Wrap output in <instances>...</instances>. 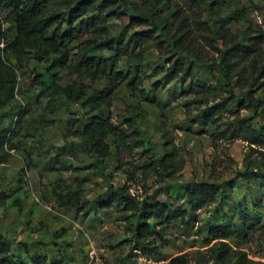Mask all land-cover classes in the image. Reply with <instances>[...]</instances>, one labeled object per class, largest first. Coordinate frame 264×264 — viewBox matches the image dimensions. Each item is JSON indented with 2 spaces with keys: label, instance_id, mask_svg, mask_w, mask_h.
<instances>
[{
  "label": "rangeland",
  "instance_id": "374dc122",
  "mask_svg": "<svg viewBox=\"0 0 264 264\" xmlns=\"http://www.w3.org/2000/svg\"><path fill=\"white\" fill-rule=\"evenodd\" d=\"M134 1L145 9L148 4L154 6L156 19L169 18L174 29L182 21L188 46L184 48L192 54L175 47L151 21L115 9L104 23L82 32L80 39L65 43V65H53L58 58L53 55L42 63L29 58L22 65L12 56L18 66V91L11 104L0 105V134L8 130L19 110L24 113L12 137L14 148L8 149L6 159H0V190L8 196V204L0 208V230L14 241L19 253L24 254L27 247L31 253L47 254L49 260H62V264H169L174 256H193L216 241L208 233L210 221L218 219V214H213L214 206L194 210L184 219L175 218L169 226L158 225L151 238L160 251L147 254L135 235L136 218L115 204L101 208L99 197L108 196L110 184H126L131 193L152 203L156 194L162 199L166 190L172 192L181 185L207 180L225 189L224 209L240 203L237 208L254 216V227L248 235L236 236L233 241L251 259H263L264 144L250 145L230 133L212 139L214 127L198 115L205 103L194 89V82L198 79L217 85L224 80L217 65L226 43L236 40H241L243 46L251 45L239 60L242 66L250 67L253 59L264 67V0ZM69 2L72 0L61 4L64 15L70 10ZM8 11L0 5L2 16ZM8 21L13 24L11 18ZM114 35L123 36L126 42L119 71L131 75V71L138 70L141 80L137 89L129 79L122 80L113 92L111 108L103 106V113L128 133L129 147L117 150L110 137L111 154L100 162L89 151L87 138L75 132L97 111L83 103L84 97L72 102L57 90L69 84H85L86 97H90L95 91L110 89L108 76L93 79L84 74L78 55L82 46L89 44L90 50L112 57L113 50L104 42ZM243 46L241 49H245ZM132 56L134 63L128 65ZM174 64L177 69L191 65L194 80L167 73L166 69ZM260 82H264L263 75ZM230 89L239 94L247 92L248 87L237 84L236 79L231 83L225 80L218 99L229 96ZM255 96L264 103V85L255 88ZM230 108L237 110L235 98ZM239 115L264 135L261 106L241 109ZM236 116L225 113L223 127L235 128ZM134 117L137 121L131 127L127 119ZM135 130L144 145L130 140ZM173 145L180 152L179 159L184 160L183 169L162 182L155 175L145 178L138 168L145 163V149L154 151L151 156H163ZM54 156L78 169H52L50 160ZM79 187L83 190L80 200L70 203L71 193ZM169 202L174 206L183 201L170 197ZM57 232L59 235H55ZM191 264L197 263L192 259Z\"/></svg>",
  "mask_w": 264,
  "mask_h": 264
},
{
  "label": "trees",
  "instance_id": "16d2710c",
  "mask_svg": "<svg viewBox=\"0 0 264 264\" xmlns=\"http://www.w3.org/2000/svg\"><path fill=\"white\" fill-rule=\"evenodd\" d=\"M63 1L65 0H0V5L9 10L6 16L0 14V105L11 104L18 91V66L13 60V55L16 56L20 65H22L23 60L29 58L42 63L49 55L58 57L54 59L53 65H65L68 57L66 51L62 50L65 43L68 40L80 39L82 32L92 29L96 24L104 23L107 15L115 9L126 10L134 17L151 21L175 47L189 55L192 54L189 49L184 48L188 46L184 42L187 34L182 21H179L178 27L174 29V24L168 20L169 18H159L157 20L154 6L148 4L149 6L147 5V9H145L134 0H91L84 2L76 0L75 5L74 0H72L71 3L69 2L70 10H68L67 15H64L61 13ZM82 16L85 17L82 18ZM9 18H11L13 24L8 23ZM221 35L224 36V34ZM104 43L113 50L114 55L112 57H106L90 50L88 44L82 46L78 60L84 74L91 78L97 79L108 76L111 88L104 91H95L90 94V97H86L85 89L87 86L85 84H80V86L69 84L63 89L57 90L60 94L66 95L72 102L81 100L84 97L83 103L97 111V114L90 117L89 122L85 123L81 129L75 130V132L87 138L89 151L93 152L100 162L105 161L111 154V144L108 142L110 137L114 138L113 141L117 150L120 147H129L128 133L123 128L115 125L109 115L106 116L103 113V106L106 105L108 109L111 108L113 92L122 80L129 79L128 81L134 89L138 88L141 80L138 70L131 71L130 75V73L123 74L118 69L120 61L126 55L125 38L121 35L107 36ZM242 46L241 40H236L231 44L226 43L225 50H222L221 60L217 67L220 69L224 80L218 81L217 85L207 84L206 81L198 79L194 82L196 87L194 89L204 98L205 103V107L200 110L198 115L200 119L214 127V131L210 135L212 139L217 140L226 137L230 133L233 138L241 137L248 141L250 145L264 144V135L239 115L241 109L248 107L261 106L264 111V103L255 96V88L264 85V82L258 83L260 77L264 76V67H259L253 59L250 60V67L242 66L239 60L244 52L248 53L250 51L249 47L251 45L243 46L245 49H241ZM143 51L142 49L141 54H143ZM133 63V56L129 57L128 65ZM214 63H217L216 60H214ZM258 69L261 71L258 72ZM166 70L174 77L190 79L191 81L195 77L191 65L177 69L174 64ZM233 79H236L237 84L247 86V92L236 94L234 90L230 89V95L219 100L223 83L225 80L231 83ZM234 98L238 102L237 110H231L230 108ZM23 113L22 110H19L16 119L12 118L10 120L8 130L0 134L1 160L6 159L8 149L14 148V144L11 142L12 137ZM225 113L237 115L235 128L231 126L223 127L225 125L223 120ZM142 114L143 112H140L139 115ZM127 121L131 127H135L137 119L134 117L127 119ZM132 134L131 141L138 143V145H144L137 130ZM169 143L170 141L165 144V147H168ZM144 153L146 154L145 163L138 166V168L142 170L145 178L155 175L158 178L157 180L162 182L181 171L184 167V160L179 159L180 152L175 145L170 147L163 156L158 154L151 156L154 151L149 147L145 149ZM50 162L54 170L78 169L72 164L59 159L58 156L52 157ZM79 184L81 185L82 181ZM158 192L160 195L161 191ZM82 193L81 187L71 193L70 203H73V200L79 201ZM106 194L107 197L103 195L99 197L98 205L101 208H107L115 204L123 212L136 218L135 235L147 254L160 251L159 246L154 244V238H151L154 232L157 231L158 225L169 226L175 218L181 217L184 219L194 210L214 206L213 214H218V219L210 221L208 233L216 241L205 250L196 251L193 256L187 253L174 256L170 259L169 264H191L192 259L197 264H208L212 261L218 264H264L261 260L251 259L240 246H235L233 239L236 236L246 237L253 229L254 216L248 210L237 208L240 207V203L224 209L223 201L227 197L225 189L216 182L203 180L193 184L187 183L173 188L172 192L166 190L162 199H159L158 194H156L152 203L141 200L139 195L131 193L129 186L126 184L120 187L110 184ZM170 197L182 199L183 202L173 206L169 202ZM7 201L8 196L3 190H0V208L5 207L8 204ZM55 235H59V232ZM15 246L14 241H11L0 230V264H62V260H49L47 254L31 253L27 247L24 254L19 253Z\"/></svg>",
  "mask_w": 264,
  "mask_h": 264
},
{
  "label": "built area",
  "instance_id": "2783aa9c",
  "mask_svg": "<svg viewBox=\"0 0 264 264\" xmlns=\"http://www.w3.org/2000/svg\"><path fill=\"white\" fill-rule=\"evenodd\" d=\"M258 259H260L261 261H263V262H264V258H263V259H261V258H258Z\"/></svg>",
  "mask_w": 264,
  "mask_h": 264
}]
</instances>
